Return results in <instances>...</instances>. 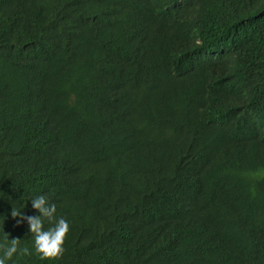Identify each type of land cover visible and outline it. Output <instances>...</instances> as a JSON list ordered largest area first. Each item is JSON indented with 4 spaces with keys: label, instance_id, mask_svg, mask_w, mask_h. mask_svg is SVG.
<instances>
[{
    "label": "trees",
    "instance_id": "trees-1",
    "mask_svg": "<svg viewBox=\"0 0 264 264\" xmlns=\"http://www.w3.org/2000/svg\"><path fill=\"white\" fill-rule=\"evenodd\" d=\"M39 195L58 259L11 216ZM3 233L6 264H264V0H0Z\"/></svg>",
    "mask_w": 264,
    "mask_h": 264
},
{
    "label": "clouds",
    "instance_id": "clouds-1",
    "mask_svg": "<svg viewBox=\"0 0 264 264\" xmlns=\"http://www.w3.org/2000/svg\"><path fill=\"white\" fill-rule=\"evenodd\" d=\"M33 209L39 216H25L22 211L13 208L11 216L27 222L29 230L34 237L35 252L41 260H53L62 257L65 248L64 243L70 231V225L63 217L57 219L56 205L49 204L45 195H39L31 200ZM47 220L52 226L44 229V221ZM19 239H11L3 233V242L0 243V264H6L15 255H29V249L19 247Z\"/></svg>",
    "mask_w": 264,
    "mask_h": 264
}]
</instances>
